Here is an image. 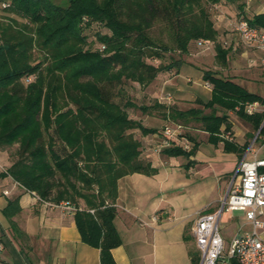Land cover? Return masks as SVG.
I'll use <instances>...</instances> for the list:
<instances>
[{
	"label": "trees",
	"instance_id": "obj_1",
	"mask_svg": "<svg viewBox=\"0 0 264 264\" xmlns=\"http://www.w3.org/2000/svg\"><path fill=\"white\" fill-rule=\"evenodd\" d=\"M232 1L64 0L58 5L51 0H0V11L23 22L0 25V150L16 145L3 176L42 202L81 204L73 222L80 241L99 251V264H114L110 250L120 244L112 225L117 180L156 173L140 160V143L132 133L144 137L157 132L130 118L128 109L141 115L161 109L163 121L202 132L208 144H220L223 152L239 158L246 145L238 148L220 138L221 126L229 131L227 113L249 125L250 139L264 120V110L243 112L245 104L264 108V95L248 93L208 71L201 80L210 87L209 100L196 102L194 108L179 111L155 101L136 106L127 97L126 86L144 88L159 75L175 73L191 43H211L223 65L227 52L215 42L206 6ZM241 19L264 30V12ZM94 26L105 33L95 34L98 48L90 50L83 30ZM165 55L170 56L167 62ZM184 137L189 150L170 147L159 154L184 158L187 170L198 144ZM263 142L264 126L253 140L257 146ZM55 143L61 153L54 150ZM18 211L14 198L2 214L10 219ZM188 257L189 264H198L197 252Z\"/></svg>",
	"mask_w": 264,
	"mask_h": 264
},
{
	"label": "crops",
	"instance_id": "obj_2",
	"mask_svg": "<svg viewBox=\"0 0 264 264\" xmlns=\"http://www.w3.org/2000/svg\"><path fill=\"white\" fill-rule=\"evenodd\" d=\"M260 13L263 12L254 15ZM193 46L201 50L196 44ZM222 48L227 54L221 67H213L216 75L248 93L263 96L264 55L243 48L238 42L237 47L231 49L246 59L253 58L247 61V67H260L239 71L241 64L228 62L229 46L223 44ZM212 50L213 46L206 52ZM193 63L183 55L182 64L175 73L170 77L159 75L156 78L153 97L157 104L184 111L197 107L196 102L209 100L210 87H205L207 83L201 80L202 74ZM263 109L261 107L260 111ZM226 116L229 131L223 132L221 126L220 138L228 134L226 141L238 148L243 147L250 135L249 125L231 113ZM133 119L143 127L155 130L163 124V119L148 113ZM156 132L139 137V158L155 169V175L131 174L116 182L112 225L120 244L110 250L114 264H189L188 254L193 252L191 245H194L190 228L196 218L195 213L209 214L204 210L208 206L215 208L225 196L228 183L219 177L230 174L242 158L247 161L253 157L264 159V142L255 149L248 150L246 145L239 158L237 154L223 152L218 146L220 144L216 147L208 144L206 134L193 130L201 135L203 141L198 143L194 155L188 159L193 165L184 170V158H166L155 153L160 141V131ZM11 161L12 157L5 156L0 150V264H99V251L80 241L73 215L47 206L52 204L50 202H38L36 196L3 176ZM3 191L7 192L6 196L2 195ZM14 198L18 200L19 211L6 219L2 210ZM78 206L82 207L81 204ZM237 214L239 221L235 234L244 223L242 214ZM154 215L158 219L151 222ZM218 264L234 263L222 258Z\"/></svg>",
	"mask_w": 264,
	"mask_h": 264
},
{
	"label": "built area",
	"instance_id": "obj_3",
	"mask_svg": "<svg viewBox=\"0 0 264 264\" xmlns=\"http://www.w3.org/2000/svg\"><path fill=\"white\" fill-rule=\"evenodd\" d=\"M233 33L243 48L264 55V30L252 28L245 20L240 19L234 24ZM195 44L203 51L209 50L212 46L211 43L203 41H197ZM205 87L209 88V85L206 84ZM260 109L257 103L245 104L243 112L251 115L259 112ZM183 130L184 128L178 124L164 121L155 153L159 154L162 149L170 147L189 150L190 143L184 137ZM222 139L227 140L228 134L223 135ZM262 169H264V159L253 157L247 161L242 158L228 182L219 208L213 213L196 215L190 234L198 254V264H218L222 258L231 260L235 264H264V171H261ZM2 195L6 196L7 192L3 191ZM35 198L38 202L45 203ZM104 205L106 206V203ZM47 206L59 209L68 215L82 211L79 206L68 202L52 203ZM222 211L240 213L244 222L227 245L218 232ZM87 212L93 214V210ZM157 219L158 216L154 215L150 221L156 222Z\"/></svg>",
	"mask_w": 264,
	"mask_h": 264
},
{
	"label": "rangeland",
	"instance_id": "obj_4",
	"mask_svg": "<svg viewBox=\"0 0 264 264\" xmlns=\"http://www.w3.org/2000/svg\"><path fill=\"white\" fill-rule=\"evenodd\" d=\"M54 4L60 5L64 0H51ZM208 17L212 23V26L214 30L216 31V38L215 42H217L221 47L223 44L225 47L229 46V50L231 48H236L238 45V41L233 33V26L234 24L239 21L241 18H250L254 13L256 12H264V0H234L231 3H224L219 2L215 6H206ZM11 20H14L16 26L18 27L23 22L12 15H8L2 11H0V25H7ZM15 26V27H16ZM83 34L86 36V42H87V48L90 50H96L97 43L95 39V34H102L105 33L104 30H101L99 26H94L89 29L83 30ZM156 36L155 34H153ZM232 50V49H231ZM230 50V56L228 58V62L233 64H237L240 66L242 65L238 70L244 71V70H250V69H260V67H247L248 64L247 61L249 59H253L250 57L244 58L240 55V53H235V49L232 51ZM187 55L193 64H195L198 67V71L202 74L203 72H211L216 74L217 71L213 69L221 67V64L216 58L214 57V51L206 52L203 50H199L193 46L191 43L188 46ZM170 56L165 55L164 62H167V59ZM177 55H172L171 58H176ZM33 58L36 59V55H33ZM150 62V61H148ZM153 65H157L158 62L153 61L151 62ZM253 71V70H252ZM251 73V72H250ZM242 74V73H241ZM153 84L152 82L149 86L144 88H139L136 85H128L125 89H127V97L128 99L134 103L136 106H151L153 102H156V99L153 97ZM191 84V83H189ZM119 98L116 97L114 99L115 102H118ZM196 105V104H195ZM168 107V106H167ZM204 114L208 113V110L203 111ZM128 116L132 118H139L141 113L137 109H128L127 110ZM232 114V113H231ZM148 115L154 116V118H160L162 119V110L161 109H153L148 113ZM233 115V114H232ZM164 124V121H163ZM162 124V126H163ZM161 127L157 128L156 130L159 132L161 130ZM249 132L251 133V129L249 128ZM183 133L187 137L193 138V140L198 144L203 141L201 135L194 133L193 129L191 128H185L183 130ZM132 136L135 139L139 140V133L137 131L132 133ZM231 136V135H230ZM229 136V137H230ZM246 145L247 149H255L256 144L253 143L252 139L246 138ZM208 146V145H205ZM221 147V145H218ZM61 147L55 143L54 144V150L57 153H61ZM16 151V145H13L11 147H6L1 150V152L5 153V156L13 157L15 156ZM160 158V157H159ZM161 159V158H160ZM181 159V158H177ZM235 169L228 175L220 176V179H224L226 183L229 182L231 177L234 174ZM79 205V204H78ZM220 206V203H218L215 208L213 206H208L206 210H204L205 213H213L215 212ZM82 208V207H80ZM199 213V212H198ZM202 213V212H201ZM197 215V213H195ZM194 217V216H193ZM239 214L237 213H228L226 211H222L221 218L218 222V232L224 242L225 245H227L230 241V238L235 235L236 230V224L239 221ZM191 250L193 252H196L194 245H191Z\"/></svg>",
	"mask_w": 264,
	"mask_h": 264
},
{
	"label": "water",
	"instance_id": "obj_5",
	"mask_svg": "<svg viewBox=\"0 0 264 264\" xmlns=\"http://www.w3.org/2000/svg\"><path fill=\"white\" fill-rule=\"evenodd\" d=\"M263 124H264V120L262 121V123H261V125H260V127H259V129L263 126ZM259 129L257 130V132L254 134V137H253V139L252 140H254V138L256 137V135L258 134V131H259Z\"/></svg>",
	"mask_w": 264,
	"mask_h": 264
}]
</instances>
